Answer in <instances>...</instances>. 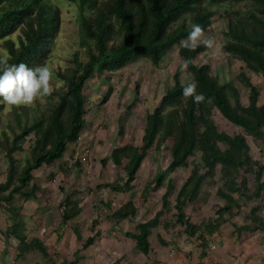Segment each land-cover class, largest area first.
Wrapping results in <instances>:
<instances>
[{"label":"rangeland","instance_id":"obj_1","mask_svg":"<svg viewBox=\"0 0 264 264\" xmlns=\"http://www.w3.org/2000/svg\"><path fill=\"white\" fill-rule=\"evenodd\" d=\"M52 1L59 10L60 28L46 63L54 69L56 91L63 86V80L58 74H70L79 63L87 60L90 52H96V47L91 38L83 36L80 24L81 13L93 17L94 9L85 6L80 11L78 0ZM202 5L212 12L204 30L205 35L214 36L223 50L216 54L213 49L205 46L192 59V63L195 66L207 65L209 74L220 83L233 85L243 106L248 104L251 93L248 82L253 84L257 88L256 105L263 112L264 73L254 70L238 54L225 49L233 39L228 31L230 16L247 18L254 13L262 18L256 4L251 0H204ZM194 13L185 12L174 24L181 21L188 25ZM120 40V36L116 35L110 45H116ZM179 48L180 44H174L157 64L152 63L148 57L140 56L117 70L102 69L99 66L94 68L83 85L86 113L78 138L66 144L59 159L33 170L31 183L39 187L36 194L26 200L22 196L18 198L25 234L28 239L35 237L42 241L58 262L73 261L76 258L74 264H114L116 260L119 264H195L201 259L203 249L199 239L196 234H189L179 222H173L176 217L174 205L177 194L195 170L207 172L208 176L198 196L186 203L185 213L200 230L205 231L204 224L217 218L218 210L228 204L224 195L218 193L223 191L231 195L234 201L230 202V209L223 215L226 222L222 226L229 228L233 223H248L253 227L257 225L255 230L264 231V195L248 197L256 186L257 165L264 164V133H248L223 117L215 107L209 110V114L220 131L230 135H245L250 146V165L236 167L218 163L207 171L197 151L190 157L195 165L167 170L174 138L173 133L169 132L159 134L152 146L145 150L129 190L118 191L112 187L124 183V166L128 161L124 157L120 164H115L112 150L132 146L142 151L146 115L159 105L163 94L174 85L175 74L181 84L191 80L192 73L180 67L184 60ZM0 54H6L2 44ZM230 99L234 101L233 97ZM46 100L38 99L31 106L43 104ZM5 104L0 116V129L4 128L11 137L10 129L4 123L10 117V104ZM27 145L29 141L25 143V150L15 153L19 165L28 156ZM0 155L3 156L2 150ZM158 171H165V177L159 185L153 180ZM1 173L4 176V169ZM229 179H233L241 188L239 192L229 191L225 184ZM167 190V203L163 206L162 196ZM67 195L73 208L67 212V219L63 220L62 214L67 210L64 200ZM127 201L136 207L135 215L119 222L112 221L109 218L111 211ZM156 212L160 216L158 224L149 235L151 250L143 254L135 241L125 235V231H134L139 222L151 218ZM256 217L260 219L253 224L252 220ZM94 220L97 223L93 224ZM89 235L94 236L93 243L82 248L83 241ZM22 255L29 264H39L41 261L40 253L35 250ZM177 257L180 259L176 260Z\"/></svg>","mask_w":264,"mask_h":264},{"label":"trees","instance_id":"obj_2","mask_svg":"<svg viewBox=\"0 0 264 264\" xmlns=\"http://www.w3.org/2000/svg\"><path fill=\"white\" fill-rule=\"evenodd\" d=\"M78 1L80 11L85 6L94 9L93 17L81 13L80 24L83 36L94 41L96 52H90L87 60L79 63L70 74H58L63 80V86L47 96L43 104L10 105L9 120L4 123L10 129L11 137L4 128L0 129V150L7 160L5 180L0 183V202H4L8 208L13 207L9 212L10 225L7 233L18 240V254L38 251L41 260L39 264H74L76 258L73 261L58 262L55 256L47 251L42 241L35 237L28 239L24 230L25 223L18 219L19 210H15L12 201L17 195L25 199L34 196L39 187L31 183L33 170L59 159L66 144L78 138L85 123L86 113L83 85L94 68L99 66L102 69L117 70L140 56L148 57L152 63L157 64L170 47L180 44V56L184 61H189L187 69L192 73L191 80L196 79L197 90L204 92L206 98H211L210 101L206 99L196 102L191 97L184 96V84L180 83L178 75L175 74L174 85L163 94L159 105L146 115L142 151L132 146H121L112 150L115 164H120L124 157L128 158L124 166L125 181L122 185H112L115 190L130 189L145 150L152 146L159 134L169 132L173 133L174 138L167 170L195 165L190 157L197 151L200 153L202 166L207 171L212 170L218 163L236 167L250 165V146L245 135H230L220 131L209 114L212 107L217 108L223 117L248 133H264V111L256 105L257 88L247 80L251 89L249 102L246 106L241 105L238 91L233 85L228 82L220 83L216 77L209 74L207 65L195 66L192 63L196 54L206 48L203 43L195 49L181 46L182 38L188 35L194 22L200 23L204 30L210 22L212 12L202 5L204 0ZM251 1L256 4L262 18L254 13L247 18L230 16L228 31L233 39L225 49L238 54L254 70L264 73V0ZM187 11L195 12L191 23L187 25L180 21L174 24L178 17ZM59 28V10L52 0H0V44L5 47L10 63L23 61L29 66L46 63ZM116 35L120 36V42L110 45ZM230 97H233L234 101ZM105 99L106 96L103 100ZM5 105V102L0 100V116ZM27 141L28 156L19 165L15 153L25 150ZM218 143L223 145L219 146ZM257 167L256 186L248 195L249 198L264 195V164ZM207 176V172L195 170L183 183L174 205L176 217L173 222H179L189 234H196L203 248L200 258L206 255L209 238L219 232L222 224L226 222L223 215L230 209V202L233 200L231 195L218 191L220 195H224L228 204L218 210L217 218L204 224L205 231L200 230L185 213V206L188 201L198 196ZM164 177L165 171H158L153 180L159 185ZM225 184L231 193L241 189L233 179L227 180ZM147 187L151 188L150 185ZM167 194L168 190L162 196L163 206H166ZM69 199V195L64 199L67 210L62 214L63 220L67 219V212L73 208ZM135 213L136 207L131 201H127L111 211L109 218L119 222L134 216ZM159 216L160 213L156 212L151 218L139 222L134 231H125V235L135 241L143 254H148L151 250L149 235L152 228L158 224ZM259 219L260 217H256L252 220L253 224ZM95 223L97 220L93 221V224ZM232 226L237 233L255 230L257 227L248 223H233ZM76 235L79 236L77 231ZM93 241L94 236L89 235L83 241L82 248L88 247ZM114 264H119V261L116 260Z\"/></svg>","mask_w":264,"mask_h":264},{"label":"clouds","instance_id":"obj_3","mask_svg":"<svg viewBox=\"0 0 264 264\" xmlns=\"http://www.w3.org/2000/svg\"><path fill=\"white\" fill-rule=\"evenodd\" d=\"M181 46L189 49L197 48L201 43L213 49L216 54L222 52L214 36H206L200 23H193L188 35L181 40ZM186 59L180 66L187 69ZM54 69L48 63L29 66L26 62L10 63L6 54H0V100L10 105H32L38 99L46 98L54 91ZM198 81L192 79L183 85V95L191 97L196 102H202L210 97L198 91Z\"/></svg>","mask_w":264,"mask_h":264},{"label":"crops","instance_id":"obj_4","mask_svg":"<svg viewBox=\"0 0 264 264\" xmlns=\"http://www.w3.org/2000/svg\"><path fill=\"white\" fill-rule=\"evenodd\" d=\"M6 161L5 157L0 155V183L5 180V174L3 176L1 170L4 169L5 173ZM19 197L17 195L13 199L16 202L12 203V206L19 210L18 219L23 220L22 211L18 206ZM12 208L0 202V264H29L23 255L18 254V240L7 233L10 225L9 212ZM209 239L206 255L195 264H264V231L261 229L237 233L234 226H221L219 232ZM171 260L173 261V258Z\"/></svg>","mask_w":264,"mask_h":264}]
</instances>
